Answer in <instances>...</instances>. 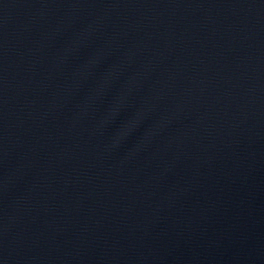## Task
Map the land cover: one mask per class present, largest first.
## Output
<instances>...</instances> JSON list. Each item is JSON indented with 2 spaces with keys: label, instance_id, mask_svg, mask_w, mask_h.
Returning a JSON list of instances; mask_svg holds the SVG:
<instances>
[{
  "label": "water",
  "instance_id": "obj_1",
  "mask_svg": "<svg viewBox=\"0 0 264 264\" xmlns=\"http://www.w3.org/2000/svg\"><path fill=\"white\" fill-rule=\"evenodd\" d=\"M0 264H264V0H0Z\"/></svg>",
  "mask_w": 264,
  "mask_h": 264
}]
</instances>
